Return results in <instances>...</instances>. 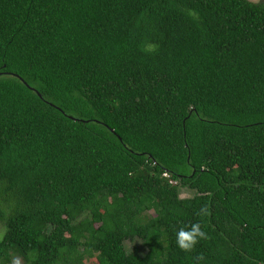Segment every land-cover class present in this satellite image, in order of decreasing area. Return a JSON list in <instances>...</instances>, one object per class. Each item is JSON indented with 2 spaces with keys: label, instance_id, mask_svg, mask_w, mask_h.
Instances as JSON below:
<instances>
[{
  "label": "trees",
  "instance_id": "16d2710c",
  "mask_svg": "<svg viewBox=\"0 0 264 264\" xmlns=\"http://www.w3.org/2000/svg\"><path fill=\"white\" fill-rule=\"evenodd\" d=\"M0 227V264H264V0H0Z\"/></svg>",
  "mask_w": 264,
  "mask_h": 264
},
{
  "label": "clouds",
  "instance_id": "9594fccd",
  "mask_svg": "<svg viewBox=\"0 0 264 264\" xmlns=\"http://www.w3.org/2000/svg\"><path fill=\"white\" fill-rule=\"evenodd\" d=\"M207 238V234L202 231L199 224H194L189 230L181 229L176 233V244L184 252H190L196 244Z\"/></svg>",
  "mask_w": 264,
  "mask_h": 264
},
{
  "label": "rangeland",
  "instance_id": "374dc122",
  "mask_svg": "<svg viewBox=\"0 0 264 264\" xmlns=\"http://www.w3.org/2000/svg\"><path fill=\"white\" fill-rule=\"evenodd\" d=\"M253 1H261V0H253ZM193 196H194V192L188 191L186 189L182 190V198H188V197H193ZM2 233H3V228L0 227V238H1ZM134 245L141 246V244L139 242H135V243L128 242L127 243L129 250H131ZM8 264H26V262L23 258L14 255V256H12V258Z\"/></svg>",
  "mask_w": 264,
  "mask_h": 264
}]
</instances>
